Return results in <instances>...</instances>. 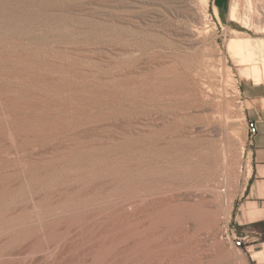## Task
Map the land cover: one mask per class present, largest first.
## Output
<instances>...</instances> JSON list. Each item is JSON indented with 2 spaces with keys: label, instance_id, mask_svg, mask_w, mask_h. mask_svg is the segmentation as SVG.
Returning a JSON list of instances; mask_svg holds the SVG:
<instances>
[{
  "label": "rangeland",
  "instance_id": "1",
  "mask_svg": "<svg viewBox=\"0 0 264 264\" xmlns=\"http://www.w3.org/2000/svg\"><path fill=\"white\" fill-rule=\"evenodd\" d=\"M202 1H206L205 4L208 5L205 7ZM207 1H199V7H204L202 11L206 15L204 26L199 31L200 36H194L190 31L194 24L186 17L187 8L180 0H0V113L1 110L2 113L11 111L15 115L18 113L19 117H27V114H30V117L35 110L36 117L33 115L34 117L30 118L36 121L38 114L44 109L45 112L41 113L44 115L39 116L36 122H47L53 127L44 140L68 138L69 135L83 140H100L112 133L122 134L123 128L131 124L135 129L133 138L136 149H131V152H113L115 155L117 153V156L124 155L122 152H125V155H139L147 159L150 156V138L146 136L148 132L142 131L143 127L147 128L151 120L160 122L161 119H169L173 124L181 125L180 128L189 129L187 131H190L191 136L190 133L186 136L188 140L183 137L185 141L180 145L182 152L180 149L179 152L185 157L186 161L184 160L182 166L187 170L186 173H189L190 168H196L193 173L190 170L191 174H185L188 176L186 181H172L173 184L162 193L169 196L177 193L184 196L191 194L196 200L202 196L211 204L218 203L213 191L215 187H219V190L226 189L224 177L234 162L232 153L240 154V180L234 191L231 216L228 220L221 221L220 239L229 248L231 258L226 264H256L258 260L254 261L252 254L262 248L263 237L252 223L238 222L240 208L246 200L243 188L249 177L248 170L251 169L246 145L249 130L242 83L254 82L264 87V58L251 62L248 60V51L245 50L241 55L231 48V43L234 38L241 41H264V0H251L250 15L247 0H239L237 19L232 15L235 0H226L225 6L219 10V15L214 9L215 0ZM197 37H200L199 40ZM194 60H200L197 63L200 67ZM204 61L211 67L213 65L214 71L216 69L213 77H210L206 67L204 68ZM256 66L261 69L260 80L253 79V76L245 77L242 73L243 69H254ZM199 68L201 71L196 70ZM191 83L200 85L197 87L204 90L205 87L215 84L216 90L210 91L209 96L204 98L193 92L189 85ZM10 93L13 98L9 96ZM5 98L11 102L4 100ZM41 98L44 99L40 100ZM38 99L40 103L37 102ZM226 99L235 104L234 113L227 120L229 124L225 114L209 109L214 101L223 103ZM53 101L55 103H52ZM17 104L19 108L16 107ZM21 105L24 106V112ZM44 106L48 107L47 114L45 108H42ZM15 108L24 115L20 116ZM1 120L3 118L0 115ZM4 122L5 120L0 122L3 129L0 128V133L6 129ZM26 124L24 126H30V123ZM30 139H25L26 142L23 140L24 144L27 143V149ZM139 142L143 144L141 149L137 147L141 146ZM8 143L9 141L2 137L0 146L3 150L11 145ZM97 146L94 148L100 147ZM137 149L141 150L140 153ZM5 153H8V150L3 154ZM12 159L11 162H5L13 163V166L20 163L19 160ZM196 160H199V163ZM32 161L36 164V169L46 166L36 160ZM8 163L5 165L8 166ZM65 163L67 165V162ZM62 164L45 168L56 169L60 166L57 168L60 169L65 165ZM1 166L6 167L3 164H0ZM147 168L145 165L143 169ZM16 177L12 179V183H17L15 186L18 191L21 189H17L21 185V177ZM42 187L38 186L36 193L42 191ZM142 193L145 194L141 195L142 198L138 193L135 196L136 203L145 199L151 201L162 195L161 192L152 191ZM30 198L31 194H26L19 204L30 206ZM194 199H185L183 202L191 204ZM194 222L187 212L180 226L189 227L191 236L197 231ZM196 236L203 244L200 246L201 251L208 253L213 244L208 238V231H199ZM239 240L243 242L242 245L237 244Z\"/></svg>",
  "mask_w": 264,
  "mask_h": 264
},
{
  "label": "bare ground",
  "instance_id": "2",
  "mask_svg": "<svg viewBox=\"0 0 264 264\" xmlns=\"http://www.w3.org/2000/svg\"><path fill=\"white\" fill-rule=\"evenodd\" d=\"M199 1L201 0H180L187 8H184L186 9V17L194 24L193 28L190 29L194 36H200L199 31L204 26V16L206 15L202 11L204 7L202 9L199 7ZM238 1L235 0L232 7V15L235 19H237ZM205 2L202 1L204 6L208 5ZM246 2L249 5L247 6L250 15L251 0ZM214 9L219 15V9L216 6ZM199 38L197 37L198 40ZM231 48L236 49L241 55L245 50L248 51V60L251 62L264 58L263 40L241 41L234 38ZM194 61L196 64L200 62V60H198L199 62ZM204 64V68L206 67L210 77H213L216 69L214 71L213 65L211 67L205 61ZM197 65L200 67L199 64ZM193 67L195 66L193 65ZM196 70H200V68ZM242 73L245 77L253 76V79L257 81L261 79L259 66L254 67V69H243ZM228 76L230 80V74ZM194 83L189 84L191 89L196 94L204 96V98L209 96L210 91L214 92L216 90L214 88L215 84H211L208 88L205 87L204 90L203 87V89H200V87H197L200 85L196 86V83ZM66 93L65 95H67ZM9 96H11V93ZM42 99L44 98L40 100ZM201 99L203 98L201 97ZM4 100L10 101L8 98ZM54 101L52 103L56 102ZM37 102H39V99ZM233 104L229 99H226L223 103H215L214 101L210 104L209 109L212 112L225 114L227 116L226 122L229 124L227 120L234 113L233 106L235 104ZM18 106L17 104L16 107ZM24 106L21 105L22 110ZM31 106L33 108V104ZM42 108L48 109L46 106ZM60 108L62 107L60 106ZM68 109L66 110L68 111ZM42 110V112H45L44 109ZM26 111H28L27 108ZM18 112L20 113V111ZM1 113V117L5 120L3 124H6V129L0 133V141L2 137H5L11 145L8 147L9 149L4 150L0 146V164L6 166L5 164L8 162L5 161L12 158V160H19L20 163L18 161L15 166L12 165L13 163H8V166L0 167V264H226L231 258L229 248L220 239L222 232L220 224L223 219L228 220L231 216L234 191L238 187L241 175L238 161L240 154L232 153L234 162H232L231 167L229 166L230 169L228 168L229 171L224 177L226 178V189L219 190V187H215V189L212 187L215 200L218 203L211 204L202 196L199 200H196L191 194L190 196H184L180 193L172 196L163 195L164 191L173 184H171L172 181H186L188 177L186 175L193 173L194 168H196V166L193 169L190 168L191 172L189 170V173H186L187 170H184L182 166L186 160L182 155L183 153L179 152L180 150L182 152L180 145L185 141L183 137L188 140L186 136H189L190 131H187L189 129L180 128L181 125L173 124L171 120L165 119V116L160 122L151 120V123H147V128H145L146 126L143 127L142 131L148 132L146 136L150 138V146L148 147L150 156L147 159L139 155L136 157L125 155V152H122L124 155L119 156H117V153L114 154L115 151L136 149L133 138L135 129L130 126L131 124L123 128L122 134L121 132L120 134L112 133L106 138H100V140L94 138L93 140L87 138V140H83V138H74L73 135V137L67 136L68 138L60 136L61 138H55L56 140H46V138L44 140L45 135H48L53 129L47 122L46 124L36 122L37 118L42 117L44 114L39 112L41 115L38 114L39 116L37 115L35 121V119L30 118L33 115L28 117L30 114H27L26 117L22 112L20 116L24 115L25 117H19L18 113L15 115L11 111ZM48 115L50 116V114ZM3 120L0 122H3ZM26 123H30V126H24ZM81 135L83 134L81 133ZM28 138L32 139L29 140L31 142L28 144L30 150L25 145L27 143L24 144L27 141L25 139ZM97 145H100V147L94 148L98 147ZM25 147L27 151H25ZM137 147L141 149L143 144ZM6 150H8V153L3 154ZM32 160L43 163L44 166L46 165L45 167L57 166L62 163L66 165L65 162H67V165L60 169H57L60 166L56 169L43 166V169H36V164ZM196 161L199 163V160ZM145 165L148 166L147 169H143ZM197 170H200V168H197ZM250 173L251 169L248 170L247 177ZM16 176L21 177V185H17L19 186L17 189L21 187L20 190H23V192L16 190V182L15 185L12 183L14 181L12 179ZM19 182L18 184H20ZM38 186L40 188L43 186L42 191L36 193ZM142 191L145 193L150 191L163 193L151 201L142 199L143 201L138 200L139 203H136L135 196L138 193L142 198L144 194ZM26 194L32 196L30 206H22L24 203L19 204V201L21 202ZM185 199L188 201L194 199L195 201L190 204L189 202H183ZM187 212L190 214V218L194 219L197 226V231L195 234L192 233L191 236L189 235V227L183 228L180 226ZM198 230L208 231V238L213 242V247L210 246L208 253L200 249L203 244L196 236ZM254 256L258 260L256 264H264V249L261 252L254 253Z\"/></svg>",
  "mask_w": 264,
  "mask_h": 264
},
{
  "label": "crops",
  "instance_id": "3",
  "mask_svg": "<svg viewBox=\"0 0 264 264\" xmlns=\"http://www.w3.org/2000/svg\"><path fill=\"white\" fill-rule=\"evenodd\" d=\"M215 2L219 10L226 4V0H215ZM242 96L247 121H254L257 125V133L249 134L246 143L251 173L246 180V187L243 188V196L246 200L238 215L239 224H246L264 220V87L259 83L244 81ZM263 249L264 243L261 249L253 252L254 261L257 259L254 253Z\"/></svg>",
  "mask_w": 264,
  "mask_h": 264
},
{
  "label": "built area",
  "instance_id": "4",
  "mask_svg": "<svg viewBox=\"0 0 264 264\" xmlns=\"http://www.w3.org/2000/svg\"><path fill=\"white\" fill-rule=\"evenodd\" d=\"M247 123H248L249 134H256L257 133V125H256V123L254 121H250V120H248ZM237 244L238 245H242L243 242L241 240H239L237 242Z\"/></svg>",
  "mask_w": 264,
  "mask_h": 264
},
{
  "label": "trees",
  "instance_id": "5",
  "mask_svg": "<svg viewBox=\"0 0 264 264\" xmlns=\"http://www.w3.org/2000/svg\"><path fill=\"white\" fill-rule=\"evenodd\" d=\"M252 225L258 229V232L261 233L262 235V239L264 240V220L258 221V222H254L252 223Z\"/></svg>",
  "mask_w": 264,
  "mask_h": 264
}]
</instances>
